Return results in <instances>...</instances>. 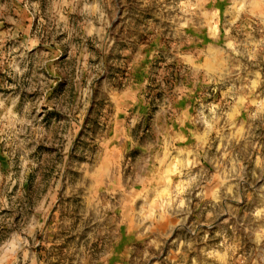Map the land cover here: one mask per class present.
Listing matches in <instances>:
<instances>
[{"label":"rangeland","instance_id":"1","mask_svg":"<svg viewBox=\"0 0 264 264\" xmlns=\"http://www.w3.org/2000/svg\"><path fill=\"white\" fill-rule=\"evenodd\" d=\"M0 264H264V0H0Z\"/></svg>","mask_w":264,"mask_h":264}]
</instances>
